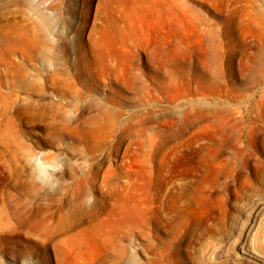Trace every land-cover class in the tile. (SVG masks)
Instances as JSON below:
<instances>
[{
	"label": "rangeland",
	"instance_id": "rangeland-1",
	"mask_svg": "<svg viewBox=\"0 0 264 264\" xmlns=\"http://www.w3.org/2000/svg\"><path fill=\"white\" fill-rule=\"evenodd\" d=\"M6 104L0 264H264V0H0Z\"/></svg>",
	"mask_w": 264,
	"mask_h": 264
},
{
	"label": "bare ground",
	"instance_id": "bare-ground-1",
	"mask_svg": "<svg viewBox=\"0 0 264 264\" xmlns=\"http://www.w3.org/2000/svg\"><path fill=\"white\" fill-rule=\"evenodd\" d=\"M0 109H1V113H3L5 116H7L8 115V113H13V114H16V115H19V112H21V110H20V107L19 106H13V105H4L3 107H0ZM8 120V119H7ZM14 126V125H13ZM13 129L15 130L16 128H13L11 125H6V127H5V130H4V138H8V139H10V138H12L13 140L15 139V132L13 131ZM242 152V151H241ZM236 164L237 163H235L234 164V166H236ZM41 166V165H40ZM233 166V167H234ZM239 166V165H238ZM34 170H36V167L34 168ZM242 170V169H241ZM236 171V170H235ZM35 172L36 171H32L31 172V175L32 174H35ZM46 173V175H47V177H49V171L48 170H46L45 171ZM240 172V171H239ZM48 173V174H47ZM150 174H151V176L152 177H154V175H155V170H153L152 168L150 169ZM35 179V178H34ZM14 195V194H13ZM50 199V198H49ZM48 198H47V200H49ZM43 204V203H42ZM44 205V204H43ZM45 206V205H44ZM50 206H51V202H50V200H49V202L47 201V205H46V208H45V210H46V214L45 215H43L42 216V218H41V225H42V230H43V233L45 234V236H46V238H47V240H48V242H47V245L49 244V243H51V241H52V225H51V222H50V220L48 219V215H47V212L49 211V209H50ZM42 207V206H41ZM40 207V208H41ZM41 210H43V209H41ZM40 210V211H41ZM44 211V210H43ZM42 212V211H41ZM44 213V212H43ZM97 213V212H96ZM3 216V215H2ZM41 215H39V217H40ZM96 216V215H95ZM4 217V216H3ZM2 217V218H3ZM36 217H38V216H36ZM1 219V218H0ZM3 220V219H2ZM25 220V219H24ZM39 221V220H38ZM37 221V222H38ZM0 223H1V220H0ZM3 223V222H2ZM39 225V224H38ZM252 252V251H251ZM261 252H259V254H260ZM262 254V253H261ZM251 256H253L254 258H256V259H260L261 260V257H259V256H257V255H251ZM264 257V256H263Z\"/></svg>",
	"mask_w": 264,
	"mask_h": 264
}]
</instances>
